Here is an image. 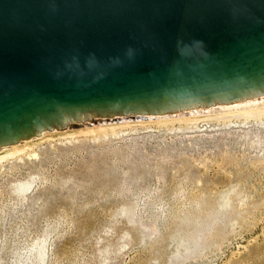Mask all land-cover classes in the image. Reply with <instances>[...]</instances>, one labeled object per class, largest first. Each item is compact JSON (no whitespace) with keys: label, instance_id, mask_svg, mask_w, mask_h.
<instances>
[{"label":"rangeland","instance_id":"rangeland-1","mask_svg":"<svg viewBox=\"0 0 264 264\" xmlns=\"http://www.w3.org/2000/svg\"><path fill=\"white\" fill-rule=\"evenodd\" d=\"M263 115L90 122L0 150V264H264Z\"/></svg>","mask_w":264,"mask_h":264},{"label":"water","instance_id":"water-1","mask_svg":"<svg viewBox=\"0 0 264 264\" xmlns=\"http://www.w3.org/2000/svg\"><path fill=\"white\" fill-rule=\"evenodd\" d=\"M264 89V0H0V142Z\"/></svg>","mask_w":264,"mask_h":264},{"label":"bare ground","instance_id":"bare-ground-1","mask_svg":"<svg viewBox=\"0 0 264 264\" xmlns=\"http://www.w3.org/2000/svg\"><path fill=\"white\" fill-rule=\"evenodd\" d=\"M259 110H264V89H262V91L255 93V91H247L244 94H241L240 96L232 99L231 101H228V99L226 98H221L219 100H213L211 102H206L204 104L202 103H196L193 104V106H180V108H173V109H166V111H158V112H153V113H144L141 114L139 117H120L119 119H116L114 121L112 120H106V117L104 118H94L95 122L94 123H98L100 126L99 128H101L103 125L102 124H119V125H125L128 122L131 121H136V122H140V121H154V119L157 121L159 120H163V121H167V119H178V118H187L189 119V117H193L196 115H214L215 117H231V115L233 116L234 114H238L241 115L242 113H248V112H252V111H259ZM264 116V115H263ZM96 117V116H95ZM245 117V116H243ZM248 117V116H246ZM254 118H260V116H253ZM208 118V117H207ZM183 120V119H181ZM173 121V120H172ZM90 122V120L88 121H84L82 123H79L81 125H88ZM168 122V121H167ZM92 124V123H90ZM70 126V125H68ZM67 126V127H68ZM107 126V125H106ZM116 126V125H115ZM66 127V128H67ZM108 127V126H107ZM56 127H53L52 129H45V128H39L35 131V133L31 136L28 137H22V139H17V140H12L9 142H0V150H10L12 149V151H18L17 145H21L25 142V140L33 138L37 135L40 134V132L42 131H50L55 129ZM76 128V127H75ZM92 128V127H91ZM70 129V128H69ZM57 130V129H56ZM82 131V130H81ZM45 135V134H44ZM40 136V135H39Z\"/></svg>","mask_w":264,"mask_h":264}]
</instances>
